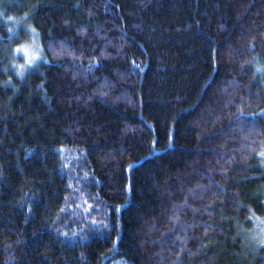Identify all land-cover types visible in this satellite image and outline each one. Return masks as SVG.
Here are the masks:
<instances>
[{
  "label": "trees",
  "instance_id": "trees-1",
  "mask_svg": "<svg viewBox=\"0 0 264 264\" xmlns=\"http://www.w3.org/2000/svg\"><path fill=\"white\" fill-rule=\"evenodd\" d=\"M262 222L264 0H0V264H264Z\"/></svg>",
  "mask_w": 264,
  "mask_h": 264
},
{
  "label": "rangeland",
  "instance_id": "rangeland-1",
  "mask_svg": "<svg viewBox=\"0 0 264 264\" xmlns=\"http://www.w3.org/2000/svg\"><path fill=\"white\" fill-rule=\"evenodd\" d=\"M42 48L38 39L35 36H32L28 41L18 49V54L22 59V65L25 68H28L33 62L41 57ZM23 68V67H22ZM85 216H90L89 213L84 214ZM254 241L258 244H264V224L257 223L253 233Z\"/></svg>",
  "mask_w": 264,
  "mask_h": 264
}]
</instances>
